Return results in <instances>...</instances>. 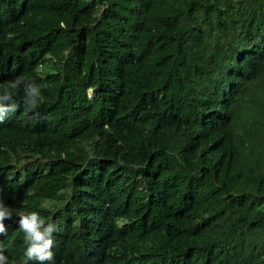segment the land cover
<instances>
[{"label":"trees","instance_id":"trees-1","mask_svg":"<svg viewBox=\"0 0 264 264\" xmlns=\"http://www.w3.org/2000/svg\"><path fill=\"white\" fill-rule=\"evenodd\" d=\"M5 91L0 201L52 264H264V0H0Z\"/></svg>","mask_w":264,"mask_h":264},{"label":"clouds","instance_id":"clouds-1","mask_svg":"<svg viewBox=\"0 0 264 264\" xmlns=\"http://www.w3.org/2000/svg\"><path fill=\"white\" fill-rule=\"evenodd\" d=\"M20 83L21 81L17 80L12 87H18ZM24 91L26 103L30 106H35L40 99V89L34 83H26ZM7 98H10V94L7 91L0 95V100ZM15 111V104L8 108L0 106V123L4 122ZM13 215L19 218L18 227L24 233L27 245L24 252L26 257L24 264H28L29 261H36L37 264H52L55 259V253L52 250L55 247L53 233L58 231L57 225L52 222L46 223L45 219L37 211L21 214L16 209L6 206L0 201V236L7 234L8 227L4 222L11 220ZM4 251L3 248H0V264H9Z\"/></svg>","mask_w":264,"mask_h":264},{"label":"rangeland","instance_id":"rangeland-1","mask_svg":"<svg viewBox=\"0 0 264 264\" xmlns=\"http://www.w3.org/2000/svg\"><path fill=\"white\" fill-rule=\"evenodd\" d=\"M89 93V91H87Z\"/></svg>","mask_w":264,"mask_h":264}]
</instances>
